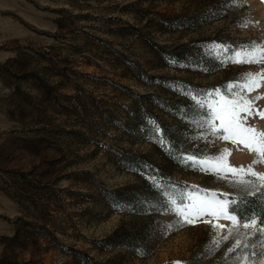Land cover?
Here are the masks:
<instances>
[{"label": "rangeland", "instance_id": "rangeland-1", "mask_svg": "<svg viewBox=\"0 0 264 264\" xmlns=\"http://www.w3.org/2000/svg\"><path fill=\"white\" fill-rule=\"evenodd\" d=\"M253 43L264 49V0H0V264L264 259V235L243 227L256 214L240 212L264 203V163L204 123L219 128L221 96L243 97L241 122L264 131V52L235 62ZM244 73L260 87L228 91ZM225 148L257 175L186 161ZM179 194L235 201L239 223L182 224L165 210Z\"/></svg>", "mask_w": 264, "mask_h": 264}, {"label": "snow or ice", "instance_id": "snow-or-ice-1", "mask_svg": "<svg viewBox=\"0 0 264 264\" xmlns=\"http://www.w3.org/2000/svg\"><path fill=\"white\" fill-rule=\"evenodd\" d=\"M264 52V49H261L258 45L253 43L250 46H246L240 52H237L235 55L236 63H258L260 59V53ZM261 75L259 73H244L240 77L243 81L242 84H229L226 85V89L231 92L233 88H244L248 91H251L254 88L260 87L259 80ZM217 95H219V90H216ZM235 97V93H233ZM257 96L254 99H259ZM220 107L218 110H214L212 116L214 119L220 121L219 128L211 124V120L204 121L205 124L212 127L213 134H216L218 131L223 132L222 139L225 141H230L233 144L242 145L244 148H247L249 152H255L260 157L261 163H264V131H258L254 127H246L241 122V117L239 113H250L251 106L253 101L244 99L243 97H235L234 99H227L223 96L220 97L218 101ZM203 106V104L201 105ZM261 118H264V111L258 113ZM159 129H157V132ZM163 143V141H161ZM229 149H221L220 152L214 157H204L196 158L194 156L186 157L187 162H191L193 165L198 166H207L209 169L215 171H226L230 173H238L247 171L251 175H257L249 167L248 169L235 168L228 164L227 157L230 155ZM253 163H257L256 160H253ZM259 179L264 180V174H259ZM264 190V185H261V189L258 191ZM253 193H247V195H252ZM178 199L180 203H177V199H169L165 205V210L171 212L180 218V223L193 224L196 219L203 217L205 215L219 219L221 217L231 221V227L228 229L229 233L236 228L239 223L237 216L228 212V206L230 203H235V201L219 200L214 196L212 199L201 198L199 196H190L187 197L190 200V203H184L185 197L183 194H179ZM170 205V206H169ZM264 223V221H262ZM210 226L214 229H223L225 226L218 223H211ZM243 227L245 229L252 230L256 233L264 235V227H257V221L255 219H250L248 222H244ZM230 235L222 237V240H229ZM221 240L213 239L212 245L219 247ZM242 241L236 240L235 243L227 249V252H234L236 248L240 247ZM212 248L209 249L211 251ZM227 255V253H225ZM260 257H264V245H261V251L259 253H254ZM172 264H183L182 261H175ZM258 264H264V259H260Z\"/></svg>", "mask_w": 264, "mask_h": 264}, {"label": "trees", "instance_id": "trees-1", "mask_svg": "<svg viewBox=\"0 0 264 264\" xmlns=\"http://www.w3.org/2000/svg\"><path fill=\"white\" fill-rule=\"evenodd\" d=\"M162 127V126H161ZM162 133H165V129L161 128ZM135 158H131L133 160ZM175 183H179L177 180H173ZM263 204L259 199L250 197L247 199L245 206H243V210L241 211H246V212H254L257 216V223L264 220V207ZM238 213V211H237Z\"/></svg>", "mask_w": 264, "mask_h": 264}]
</instances>
